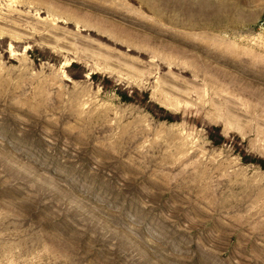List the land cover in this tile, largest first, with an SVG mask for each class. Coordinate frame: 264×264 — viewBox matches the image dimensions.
Returning a JSON list of instances; mask_svg holds the SVG:
<instances>
[{
  "label": "rangeland",
  "instance_id": "rangeland-1",
  "mask_svg": "<svg viewBox=\"0 0 264 264\" xmlns=\"http://www.w3.org/2000/svg\"><path fill=\"white\" fill-rule=\"evenodd\" d=\"M0 264H264V0H0Z\"/></svg>",
  "mask_w": 264,
  "mask_h": 264
}]
</instances>
